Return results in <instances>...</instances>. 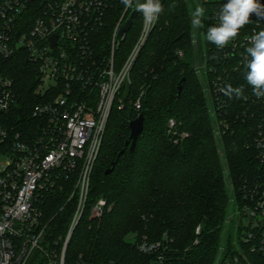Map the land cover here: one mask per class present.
<instances>
[{"label":"trees","instance_id":"16d2710c","mask_svg":"<svg viewBox=\"0 0 264 264\" xmlns=\"http://www.w3.org/2000/svg\"><path fill=\"white\" fill-rule=\"evenodd\" d=\"M45 1L37 0L36 5L41 7ZM138 2L143 0H134L133 6ZM160 2L164 10L131 70L130 82L112 108L92 175L88 210L104 199L105 213L100 220H82L79 224L67 249V264H74L80 256L87 264H216L238 238L243 186L264 181V166L256 149L247 146L243 126L222 138L215 135L216 117L209 112L196 69L204 53L213 57L211 43L206 40L207 28L215 26V16L228 0ZM258 2L264 5V0ZM197 6L205 8L203 52L194 43L192 20ZM122 12H113V19L101 32L103 47ZM257 19L251 14L244 28L250 29ZM142 28L140 12L116 52L119 66L128 58ZM2 72L15 81L20 107L10 116L0 115V123L34 134L39 122L32 111L43 101L36 95V66L23 53L7 61ZM203 77L210 81L208 75L203 73ZM142 93L141 110L137 111L134 104ZM118 99L123 100L122 109ZM140 114L145 117L144 131L131 152L130 146L126 147L131 134L129 123ZM171 122L175 123L176 135L170 133ZM113 162L114 172L106 175ZM75 180L61 181L43 196L41 210L54 240L66 234L74 213V202L68 200ZM233 211L239 225L235 234L226 236ZM197 227L201 228L199 235ZM144 237L151 243H166L159 252L162 261L139 251Z\"/></svg>","mask_w":264,"mask_h":264},{"label":"built area","instance_id":"2783aa9c","mask_svg":"<svg viewBox=\"0 0 264 264\" xmlns=\"http://www.w3.org/2000/svg\"><path fill=\"white\" fill-rule=\"evenodd\" d=\"M36 4L37 0L0 2V115L10 116L20 107L15 81L2 72V66L20 54L26 53L36 66V94L43 97L32 111L39 122L32 139L27 130L0 123V264H67L69 243L82 220H100L104 215V199L88 210L92 175L112 108L130 82L131 70L156 24L146 25L143 17L140 36L119 66L115 55L128 32L122 37H117V32L135 6L126 8L121 0H47L41 7ZM121 9L105 48L99 36L113 19L112 13ZM214 22L218 25V13ZM261 30L264 17H258L250 29L241 28L223 48L211 43L213 57L204 53L199 70L210 79L215 135L222 138L243 126L247 146L256 149L264 166V97H255L245 79L251 59L246 48ZM178 55L183 56V52ZM229 84L242 86L246 98L225 96L221 89ZM143 96L134 104L137 111ZM118 104L122 109L123 100L118 99ZM170 133L176 135L174 122ZM74 177V191L68 200L74 202V213L66 234L54 240L41 210L43 196ZM238 215L242 220L238 238L216 264H264L263 180L243 186ZM200 232L197 227L196 234ZM164 245L144 237L138 247L142 254L156 255L162 261L159 252ZM74 264L87 263L80 256Z\"/></svg>","mask_w":264,"mask_h":264},{"label":"clouds","instance_id":"9594fccd","mask_svg":"<svg viewBox=\"0 0 264 264\" xmlns=\"http://www.w3.org/2000/svg\"><path fill=\"white\" fill-rule=\"evenodd\" d=\"M126 8L133 6V0H121ZM135 10L141 12L146 25H153L163 12L160 0H145L143 3H136ZM205 8L197 6L193 13L192 27H202V18ZM264 17V5L258 0H228L224 3L218 13V25L207 28L206 40L217 48H223L239 35V30L250 23V15ZM251 46L246 48L248 56L247 72L245 79L252 88L255 97H264V30L253 35L250 40ZM225 96L231 98L243 97V87H232L227 85L221 89ZM246 98V97H243Z\"/></svg>","mask_w":264,"mask_h":264},{"label":"water","instance_id":"95a60500","mask_svg":"<svg viewBox=\"0 0 264 264\" xmlns=\"http://www.w3.org/2000/svg\"><path fill=\"white\" fill-rule=\"evenodd\" d=\"M140 12L133 10L129 15V18L125 21V23L121 26V28L117 32V37H122L124 34L129 32L133 26V22L135 18L139 15ZM55 45V38H54ZM182 86H179L178 93L181 94ZM145 117L143 114H140L135 120H132L129 123V128L131 131L129 141L126 143V147L130 146V151L133 152L136 148L137 141L141 134L144 131ZM125 153V150L122 151L119 156H122ZM116 168V162L111 164V167L106 171V175H110L114 172ZM157 264V263H154Z\"/></svg>","mask_w":264,"mask_h":264},{"label":"rangeland","instance_id":"374dc122","mask_svg":"<svg viewBox=\"0 0 264 264\" xmlns=\"http://www.w3.org/2000/svg\"><path fill=\"white\" fill-rule=\"evenodd\" d=\"M139 36H140V34H139ZM139 36H138V38H139ZM204 40H205V35H204V32H203V26L200 27V28H194V43L197 46V50L199 49V52L200 51L203 52V50H205ZM201 65H202V63L199 61L197 66H196V69H198V71H197L198 75L200 77V80L203 82L204 93H205V95H206V97L208 99V102H209L208 103L209 112L212 114V112H213V103H212V97H211V93H210V82L206 81V79H205L206 77H203V70H199V67H201ZM42 92L45 93V91H43V90H42ZM36 95H38V94H36ZM32 136H33V133H31L29 135V138L32 139ZM221 151H222V149H220V153L222 155ZM0 161H2V158H0ZM233 216H234V218L232 219V221L227 223L226 236H228L230 234H235L237 225H239L238 224L239 217H238V215L236 213L234 214V211H233ZM239 221H240L239 223H242V220H239Z\"/></svg>","mask_w":264,"mask_h":264}]
</instances>
